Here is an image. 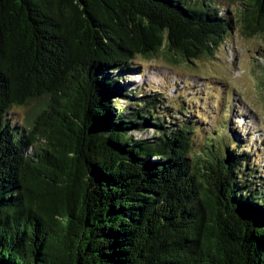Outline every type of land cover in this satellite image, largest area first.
I'll return each mask as SVG.
<instances>
[{
  "label": "trees",
  "instance_id": "16d2710c",
  "mask_svg": "<svg viewBox=\"0 0 264 264\" xmlns=\"http://www.w3.org/2000/svg\"><path fill=\"white\" fill-rule=\"evenodd\" d=\"M234 17L264 34V0H0V264H264L251 151L121 76L194 65Z\"/></svg>",
  "mask_w": 264,
  "mask_h": 264
},
{
  "label": "rangeland",
  "instance_id": "374dc122",
  "mask_svg": "<svg viewBox=\"0 0 264 264\" xmlns=\"http://www.w3.org/2000/svg\"><path fill=\"white\" fill-rule=\"evenodd\" d=\"M236 3L231 7L241 4ZM238 18L214 54L202 55L194 65L136 61L140 69L122 73V82L129 89L145 86L147 92L164 95L163 102L173 110L171 121L192 118L202 148L206 141L216 142L211 136L222 129L228 139L251 151L252 161L264 172V34L245 33ZM183 99L188 107L182 109ZM119 102L126 104V99ZM37 107L20 110L19 122L29 120Z\"/></svg>",
  "mask_w": 264,
  "mask_h": 264
}]
</instances>
